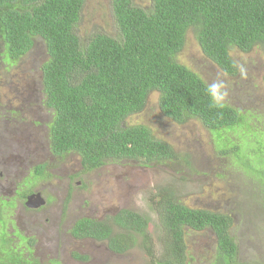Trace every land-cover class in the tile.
Masks as SVG:
<instances>
[{
    "label": "trees",
    "instance_id": "obj_1",
    "mask_svg": "<svg viewBox=\"0 0 264 264\" xmlns=\"http://www.w3.org/2000/svg\"><path fill=\"white\" fill-rule=\"evenodd\" d=\"M150 2L139 8L131 0H111L116 32L94 34L83 43L75 29L84 0H0L2 58L16 63L35 38L45 46L41 92L43 104L52 112L50 152L76 153L86 171L123 160L142 166L176 162L173 148L156 139L148 127L125 124L156 93L160 113L176 124L195 120L227 144L225 134L237 128L250 131L253 141L246 145L252 146V160L255 157L258 166L253 168L250 160L244 164L264 177V133L251 129L252 122L238 110L215 102L204 81L176 59L189 30L204 57L226 75L237 73L232 48L247 54L259 47L264 58V0ZM234 142L239 148H229L238 156L240 146ZM150 206L159 233L158 256L148 234L151 219L140 213L120 210L102 221L80 219L70 234L105 242L116 254L129 251L140 237L148 264H189L186 232L209 231L215 242V264H237L227 215L184 206L170 186L157 189ZM5 222L0 214V264H43L29 250L11 245Z\"/></svg>",
    "mask_w": 264,
    "mask_h": 264
},
{
    "label": "rangeland",
    "instance_id": "obj_2",
    "mask_svg": "<svg viewBox=\"0 0 264 264\" xmlns=\"http://www.w3.org/2000/svg\"><path fill=\"white\" fill-rule=\"evenodd\" d=\"M131 2L139 8L151 3L150 0ZM75 32L83 43L94 34L112 36L116 25L111 0H84ZM2 53L0 39V112L13 106L17 107L16 114L21 117L35 114L39 109L40 124L44 127L41 134L46 142L52 112L43 103L41 107L37 95L41 88V67L47 60L44 43L35 38L32 48L14 64L2 58ZM230 56L237 66L234 76L224 74L204 57L193 31L189 30L176 59L204 81L215 102L238 110L252 122L251 129L264 133V58L261 49L254 47L245 54L232 48ZM213 85L221 87L213 93ZM157 100V94L152 93L142 112L126 119L125 124L148 127L156 139L173 148L178 155L176 162L142 166L123 160L106 163L94 171H84L79 156L74 153L65 159H47L52 176L37 184L33 172L23 180L26 170L21 166L15 179L8 178L9 184L13 182L12 185L18 186L19 196L39 190L41 198L48 194L54 198L53 203L39 213L25 212L18 205L12 219L17 227L9 229L13 234L37 240L35 255L43 264L55 259L60 264H148L140 237L129 251L119 255L112 253L105 242L74 241L69 229L78 218L102 221L120 210L147 215L151 219L148 234L154 255L158 256L159 233L150 198L157 189L168 186L176 190L179 202L184 206L227 215L231 219L230 235L237 246V264H264V177L261 173L253 174L244 164L250 160L253 168L258 166L255 157L252 160V146L246 145V141H253L248 137L250 131L237 128L235 133L225 134L230 141L227 144L195 120L176 124L165 118L159 111ZM17 127L28 138L35 131ZM234 140L240 146L238 156L229 148L238 147ZM70 175L74 181L70 193H67ZM3 198L12 199L13 196ZM45 238L57 245L56 258L53 256L55 249L46 247ZM12 240L22 252L28 246L23 238ZM185 241L189 264H215V242L209 231H187ZM46 248H50L48 254Z\"/></svg>",
    "mask_w": 264,
    "mask_h": 264
},
{
    "label": "flooded vegetation",
    "instance_id": "obj_3",
    "mask_svg": "<svg viewBox=\"0 0 264 264\" xmlns=\"http://www.w3.org/2000/svg\"><path fill=\"white\" fill-rule=\"evenodd\" d=\"M37 95H38V103L41 105L44 100V96L41 92V88L37 90ZM16 112H17V107H13V106L8 107V109L3 111L2 113L0 112V214H2V216L6 221L5 228L8 234H10L9 236L11 240L15 238V234L11 233L9 229H14L17 227L12 219L14 218L17 212L18 205H21V207L24 209L25 212L29 211L31 213H39L42 210H44L49 205V203H53L54 198L52 197V195L48 194L47 197H42L44 201V204L42 206L36 209H29L25 206L26 198L33 193H38L41 195V192L39 190L38 191L31 190L27 195L23 194L19 196L18 186H16V184L12 185L13 182L9 184L8 178H11L12 180L15 179V177H17L19 174V170L21 166L22 169L26 170L24 174V176L26 177L23 178V180L26 179L28 176H30L31 172H33L34 175L37 176L36 177L37 181L35 183L37 184L38 182H42L46 179H50L52 176L50 171L51 169L46 164L47 159L49 160L65 159L67 158V156L74 154L73 152H68L61 156H56L50 152L48 139L45 142L44 134H41V130L44 127H42V125L40 124L41 121L39 119V113H38L39 109L36 110L35 114L29 113L27 114V116L22 115L21 117L19 114H16ZM26 119L29 120V122L26 121ZM38 119H39L38 123H35L37 122L36 120ZM17 126L33 128L35 129V131L28 138L24 136L23 132L19 131ZM80 166H81V161H80ZM100 167L94 168L90 171L97 170ZM68 181L69 182H68L67 193H70L71 184L74 181V177L70 175V177H68ZM10 186H13V188L9 189ZM7 195L13 196V198L12 199L3 198L6 197ZM67 197L69 198L70 195ZM80 219H94V218H87V217L78 218L71 224L69 230H71L72 227L75 225V223ZM95 220H99V219H95ZM23 224H25L24 221ZM44 236H46V234ZM70 236L74 241L88 240L91 242H95V240L93 239H76L71 234ZM22 237L27 239L26 242L28 243V246L23 251L26 250L31 251L29 252L31 256H33L34 258L40 261V259L37 258V256L35 255L36 252L35 244L37 243V240H34L32 238L30 239L26 238L24 235H22ZM45 240L48 242V244H46L47 245L46 247L53 246V248L55 249V253H53V256H55L56 258V255L58 253L57 245H55L53 241L50 242L49 238H45ZM12 243H14L13 240L11 241V245ZM92 246L93 245H91V247ZM46 250H47L46 254H48V250H50V248L49 249L46 248ZM53 261H56V259Z\"/></svg>",
    "mask_w": 264,
    "mask_h": 264
},
{
    "label": "water",
    "instance_id": "obj_4",
    "mask_svg": "<svg viewBox=\"0 0 264 264\" xmlns=\"http://www.w3.org/2000/svg\"><path fill=\"white\" fill-rule=\"evenodd\" d=\"M44 204L40 194L33 193L26 198L25 206L29 209H36Z\"/></svg>",
    "mask_w": 264,
    "mask_h": 264
},
{
    "label": "clouds",
    "instance_id": "obj_5",
    "mask_svg": "<svg viewBox=\"0 0 264 264\" xmlns=\"http://www.w3.org/2000/svg\"><path fill=\"white\" fill-rule=\"evenodd\" d=\"M221 87L220 85H213L212 86V90H213V93H215L216 89Z\"/></svg>",
    "mask_w": 264,
    "mask_h": 264
}]
</instances>
